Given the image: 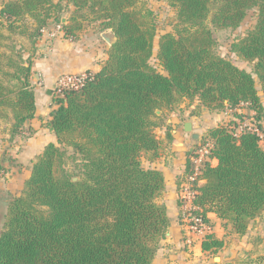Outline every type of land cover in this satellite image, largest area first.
<instances>
[{"label": "trees", "instance_id": "obj_1", "mask_svg": "<svg viewBox=\"0 0 264 264\" xmlns=\"http://www.w3.org/2000/svg\"><path fill=\"white\" fill-rule=\"evenodd\" d=\"M137 1L68 0L75 13L67 23L60 15L65 10L61 2L2 4L0 65L4 28L19 27L26 16L36 22L33 36L53 19L63 25L65 37L77 40L89 16L76 13L89 8L91 19L102 20L101 30L111 29L116 40L101 70L83 87L53 96L56 107L44 125L57 143L46 145L33 161L23 194L9 204L0 235V264H152L171 223L167 206L157 201L165 190L164 174L142 161L155 159L163 150L155 132L158 110H173L185 98L199 100L193 113L203 106L233 111L245 107L246 114L235 112L240 121L252 117L264 134V0H167L178 7L179 22L186 26L160 37L156 56L161 69L151 62L153 12L137 8ZM252 8L258 10L254 28L231 49L254 63L257 78L216 52L207 24L211 17L216 27L237 28ZM24 29L26 33V25ZM23 60L12 74L17 86L8 87L0 79V106L10 107L14 116L12 137L24 132L36 114L32 62ZM237 126L213 127L201 140L200 145L211 146L199 165L197 179L205 183H195L194 202L202 208L199 212H215L244 235L264 214V146L255 131L237 135ZM167 138H172L170 131ZM197 156L191 152L184 181L193 173ZM70 157H80L76 173L67 168ZM223 246L212 233L203 240L204 251L217 253ZM247 262L264 263V256Z\"/></svg>", "mask_w": 264, "mask_h": 264}, {"label": "crops", "instance_id": "obj_2", "mask_svg": "<svg viewBox=\"0 0 264 264\" xmlns=\"http://www.w3.org/2000/svg\"><path fill=\"white\" fill-rule=\"evenodd\" d=\"M7 1L9 0H1L0 8ZM74 10L75 7L69 4L66 13ZM23 21L27 27L26 36L14 35L13 38L23 48L25 57H30L33 62L31 83L35 92L36 114L26 122V126L33 130V135L28 138L24 149V158L33 161L42 153L46 145L51 142L57 143L55 134L44 125L51 118V112L56 107L50 96L54 93L57 79L68 73L100 71L108 59L113 43H108L103 38V31L95 27L84 29L77 40H71L64 36L63 30H57L56 23L52 19L39 36H33V20L26 17ZM62 22L67 23V18L63 16ZM30 36L33 38L31 48L28 39ZM196 102H189L190 104L184 109L182 107L185 106H179L180 108L171 110V115L158 134L163 140V150L155 159H147L146 167L157 168L164 174L165 190L157 201L167 206L171 220L152 264H213L212 255L215 252L203 250L204 238L195 236L194 243H189L190 235L187 222L183 219L184 208L179 190L187 174V161L191 157V152L195 150L198 153V144L207 136L208 130L219 124L239 125L240 118L235 112L245 113L246 108H239L237 111L229 108L210 110L203 106L199 113H193ZM200 116L205 118L204 123L207 124L204 131L199 129ZM188 121L192 122V132L185 130ZM168 131L172 134L170 140L167 139ZM194 132L200 134L197 141L193 139ZM16 141L15 139L12 144L9 143V146H13ZM212 161L214 165L218 162L216 158ZM203 183L205 181H202ZM207 219L210 225L209 233L224 241V246L217 252L220 261L214 264H264L247 262L264 256V228L257 225L260 217L244 235L237 234L233 225L221 219L215 212H207Z\"/></svg>", "mask_w": 264, "mask_h": 264}, {"label": "rangeland", "instance_id": "obj_3", "mask_svg": "<svg viewBox=\"0 0 264 264\" xmlns=\"http://www.w3.org/2000/svg\"><path fill=\"white\" fill-rule=\"evenodd\" d=\"M53 1L56 3L61 2L63 5H65V10L63 11V13H60V15L66 17L67 21L75 13V11H70L66 13L67 12L66 10L69 8L68 0H53ZM136 6L139 9L146 8L153 12L152 19L154 20L155 26H156V37L154 40V55L151 59V62L155 67H157L158 69H161V66L156 56L158 49H159L160 37L163 34H166L169 32L176 33L178 28H182L183 26H186V25L180 24L179 22L178 7L172 5L167 0H138ZM76 14L81 15V16L84 15V17L89 16V18L86 21V28L95 27L101 30L102 20L91 19L94 14H91V11L89 8H84L81 11H78ZM26 17L29 18V16H26ZM257 18H258V10L257 8H252L248 11L247 16L245 17L242 24L237 28L216 27L215 25L212 24L211 17H209L208 22H207L208 27L212 30L213 37L215 39L214 47H215L216 52L220 54L221 56H224L230 59L233 63L240 66L241 68H244L252 72L255 78H257V76L254 73V63L243 60L235 52H233L231 48L234 42H237L238 40H240L248 31L254 28ZM32 20H33V28L35 30L36 22L34 21V19ZM20 22L18 24L20 26L15 29L4 28L3 30L5 34V38L2 40L3 45L1 47L2 57H1V65H0V79L8 87H15L19 84L18 80L14 76H12V74L15 71H17V65L19 64V62H21V60L23 59L31 60L30 57H25L26 54L23 51V48L20 46V44L16 43L15 38H13L14 35L26 36L23 19ZM34 30L32 31V33L34 32ZM105 31L113 32L111 29L105 30ZM114 38L116 40V36ZM28 39L30 40L29 48H31L33 46L32 45L33 38L32 36H30V38ZM27 48H28V45H27ZM11 58L14 61L13 64L10 61ZM24 64L28 65V62H25ZM257 86L260 90V85L258 83H257ZM53 91L54 93H52L50 96L51 101L53 100V96L58 95V92H56L55 89ZM195 101H197L196 102L197 103L196 106H197L200 102L199 100H195ZM189 102H191V100L185 98L174 109L180 108L179 106H185V107H182V109H184L190 104ZM263 102H264V99H263ZM1 114L4 116H2ZM158 114L160 115V118L156 119V121L159 122L158 124L159 126H157L155 129L156 130L155 132L157 135L160 133L162 126L164 125V123H166V120L171 115V110L164 109V110H161V112ZM245 117L248 119L252 118L250 116H245ZM198 122L200 125L199 129L201 131H204L207 128V124L204 123L205 118L200 116L198 119ZM13 126H14V116H13L12 110L8 106H0V223H1V228L3 226L5 216L8 212V208H9V204L11 200L23 194V191L25 189V181L30 174L32 163L34 161V160L33 161L29 160L28 158H24V149H25V146L27 145L26 143H27L28 138L33 135V130H30L25 125L24 132H22L20 135H16L12 137L11 130L13 129ZM218 126H225V124H219ZM15 139L17 141L13 144V146L12 145L9 146V143L12 144ZM261 143L264 146V138ZM69 151L73 153L72 149H69ZM76 158L77 157L68 158L66 165L71 173L77 172V168L80 163V157H78V160ZM147 159H150V158L148 157L142 158L143 164L145 166L147 165ZM257 225L261 226V228H264V214L262 217H260ZM189 240H190V237H189ZM219 256H220L219 253H215L212 255L213 264L218 263L220 261V259H218Z\"/></svg>", "mask_w": 264, "mask_h": 264}, {"label": "built area", "instance_id": "obj_4", "mask_svg": "<svg viewBox=\"0 0 264 264\" xmlns=\"http://www.w3.org/2000/svg\"><path fill=\"white\" fill-rule=\"evenodd\" d=\"M57 30H62L63 25H56ZM93 77L92 71H86L82 73H68L61 75L56 82L55 90L56 92H61L64 90H78L85 85V83ZM255 131L260 137L264 138V134L256 127L253 119L245 118L244 121H240V124L236 128V134L238 135L243 130ZM211 142L206 145H200L198 147V156L195 158L194 162L196 167L192 174H190L187 179L182 183V187L179 190V197L184 208L183 219L187 222L188 231L190 235L189 243H194L195 236H200L205 238L209 234L210 225L207 221V215L199 212L202 208L194 202L197 195V190L195 188V183H201L202 180H198L199 165L203 161L206 154L209 153V148Z\"/></svg>", "mask_w": 264, "mask_h": 264}, {"label": "water", "instance_id": "obj_5", "mask_svg": "<svg viewBox=\"0 0 264 264\" xmlns=\"http://www.w3.org/2000/svg\"><path fill=\"white\" fill-rule=\"evenodd\" d=\"M115 35L113 32L111 31H105L103 32V38L110 44L113 43V39H114ZM205 109H207V107H204ZM158 113L160 112V110L157 111ZM185 130L188 131V132H192L193 130V126H192V122L191 121H188L186 122L185 124ZM200 138V134L199 133H196L194 132L193 133V139L195 141H197L198 139ZM78 178L75 177L74 180H77ZM1 232H2V228H1V223H0V235H1ZM0 261H1V256H0Z\"/></svg>", "mask_w": 264, "mask_h": 264}]
</instances>
